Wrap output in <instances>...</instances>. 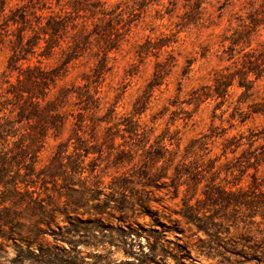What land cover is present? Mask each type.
<instances>
[{"label": "rangeland", "instance_id": "obj_1", "mask_svg": "<svg viewBox=\"0 0 264 264\" xmlns=\"http://www.w3.org/2000/svg\"><path fill=\"white\" fill-rule=\"evenodd\" d=\"M0 123V264H264V0H0Z\"/></svg>", "mask_w": 264, "mask_h": 264}, {"label": "trees", "instance_id": "obj_2", "mask_svg": "<svg viewBox=\"0 0 264 264\" xmlns=\"http://www.w3.org/2000/svg\"><path fill=\"white\" fill-rule=\"evenodd\" d=\"M12 67V66H10ZM9 69H12L10 68ZM35 72V69H31L29 67L26 71L27 76L25 77L26 79H32L31 75ZM24 93L22 92L20 97H24ZM47 97V94L44 95V99ZM30 98V97H29ZM39 99V98H38ZM39 103V101H38ZM22 114V119L25 117L26 119H31L30 116H23ZM4 120V119H2ZM5 123L2 124L0 123V135L2 133H8L6 128L4 127ZM133 129L131 128L130 131ZM2 136L0 137V140H2ZM161 158V156L155 157L157 161ZM11 159L6 157L5 155H2L0 152V188H5L6 192L0 194V239H13L15 231L19 229V226L16 222V208L17 206L21 205L22 203H27V196L30 194V188H32L31 183H25L24 184V190L25 192H21L18 183L15 180H9V172L10 168L12 167V164L10 163ZM30 172V171H29ZM26 198V199H25ZM188 220L192 221L190 217H187ZM6 229H9V231H5ZM23 243H25V246L27 249L31 250L32 247V242L29 238L24 237ZM1 244H0V249H1Z\"/></svg>", "mask_w": 264, "mask_h": 264}]
</instances>
